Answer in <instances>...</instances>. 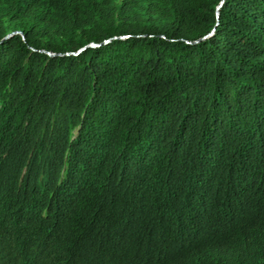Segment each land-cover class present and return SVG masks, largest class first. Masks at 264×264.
<instances>
[{"label": "trees", "instance_id": "obj_1", "mask_svg": "<svg viewBox=\"0 0 264 264\" xmlns=\"http://www.w3.org/2000/svg\"><path fill=\"white\" fill-rule=\"evenodd\" d=\"M0 264H264V0H0Z\"/></svg>", "mask_w": 264, "mask_h": 264}]
</instances>
